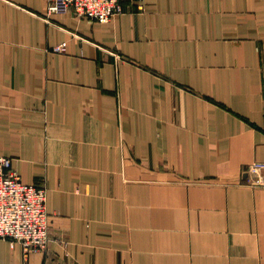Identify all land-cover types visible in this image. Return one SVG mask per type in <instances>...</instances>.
I'll return each mask as SVG.
<instances>
[{"label": "crops", "instance_id": "0c3cea01", "mask_svg": "<svg viewBox=\"0 0 264 264\" xmlns=\"http://www.w3.org/2000/svg\"><path fill=\"white\" fill-rule=\"evenodd\" d=\"M122 6L0 0V155L49 236L0 264H264V0Z\"/></svg>", "mask_w": 264, "mask_h": 264}, {"label": "built area", "instance_id": "2783aa9c", "mask_svg": "<svg viewBox=\"0 0 264 264\" xmlns=\"http://www.w3.org/2000/svg\"><path fill=\"white\" fill-rule=\"evenodd\" d=\"M122 1L46 0V15L70 13L76 18L105 22L123 11ZM138 6L141 8L142 4ZM65 48L66 43L62 42L54 50L63 52ZM248 171V184L264 186V159L251 162ZM46 199L43 183H24L10 157L0 155V238L8 240L12 247L19 244L26 254L45 250L49 240Z\"/></svg>", "mask_w": 264, "mask_h": 264}]
</instances>
